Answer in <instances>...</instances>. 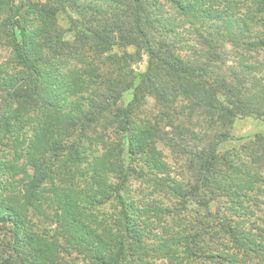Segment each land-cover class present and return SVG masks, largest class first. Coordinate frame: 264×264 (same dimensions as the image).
Here are the masks:
<instances>
[{
  "label": "trees",
  "instance_id": "1",
  "mask_svg": "<svg viewBox=\"0 0 264 264\" xmlns=\"http://www.w3.org/2000/svg\"><path fill=\"white\" fill-rule=\"evenodd\" d=\"M228 41L264 54V0H0V264H264V134L222 150L264 78Z\"/></svg>",
  "mask_w": 264,
  "mask_h": 264
},
{
  "label": "rangeland",
  "instance_id": "2",
  "mask_svg": "<svg viewBox=\"0 0 264 264\" xmlns=\"http://www.w3.org/2000/svg\"><path fill=\"white\" fill-rule=\"evenodd\" d=\"M60 25L62 26L61 29L63 31L69 30V20L67 16L60 15ZM182 32L185 34L187 37V44L185 45L184 48V53L183 55L185 57H192L193 56V51L192 48L196 47L199 50H205V43L202 39L197 38L194 34L191 28H188V25L186 28L182 29ZM189 33V34H188ZM191 33V34H190ZM66 38L68 41L72 42L74 40L73 34L67 33ZM234 43L231 41H228L225 45V51L226 55L224 54V62H225V72L230 74L229 76L232 77L234 72L240 73L239 77H243L249 82V84L253 85V81L255 79L259 80V78H264L262 76V73L264 72V54L260 52V54H248V52H239L238 48L234 47ZM193 46V47H190ZM115 52V51H114ZM225 53V52H224ZM5 52L0 51V55H4ZM141 57V61L134 66V70L136 73H145L148 68V62H149V57L147 54L142 53L139 55ZM259 58V59H258ZM259 60L261 62L262 60V66L259 68V72H251L248 71L247 74H243V70L245 69L241 64V62H247L248 64L255 62L256 60ZM261 59V60H260ZM236 75V74H234ZM132 99V92L129 94H126L123 98L124 104H127L130 102ZM148 112L151 113H156L158 111V107L156 106L155 102L150 99L148 102ZM264 134V118L257 116V115H246V116H239L235 121L234 124L230 130V138L231 140L224 143L222 145V150L229 149V148H235L239 147L248 140ZM163 151L168 158V160L172 163H175L174 157L172 155V152L170 149L163 148ZM178 172H181L178 170ZM188 177V175H185ZM186 177V178H187Z\"/></svg>",
  "mask_w": 264,
  "mask_h": 264
}]
</instances>
